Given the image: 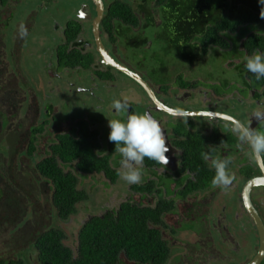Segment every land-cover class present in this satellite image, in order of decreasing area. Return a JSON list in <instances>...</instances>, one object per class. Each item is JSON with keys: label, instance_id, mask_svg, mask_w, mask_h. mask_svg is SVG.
I'll list each match as a JSON object with an SVG mask.
<instances>
[{"label": "flooded vegetation", "instance_id": "obj_1", "mask_svg": "<svg viewBox=\"0 0 264 264\" xmlns=\"http://www.w3.org/2000/svg\"><path fill=\"white\" fill-rule=\"evenodd\" d=\"M31 2L0 0V229L9 236L20 233V238L35 230L24 238L21 250L4 251L0 260L28 264L35 253L41 264L36 239L52 228L64 231L67 240L60 223L74 218L78 206L89 200V192L80 188L84 182L108 197L105 212L91 216L84 225L107 213L117 218L126 204L147 210L157 221L148 220L149 228L159 234L168 251L162 264H250L255 260L261 241L247 205L264 227V184L255 185L264 178V156L252 157L236 130L264 131V120L252 117L254 110L264 107V79L256 80L244 67L245 57L263 52L264 20L237 24L235 31L225 29L231 24L200 21L196 25L200 31L192 36V32L183 34L182 30L191 31L188 28L176 26L179 12L172 23L164 24L162 8L154 3L146 7L138 0ZM121 5L133 9L136 23H125L117 16ZM260 9L257 0L255 10ZM209 26L219 30L213 27L217 35L204 39ZM21 29L26 32L23 37ZM251 37L256 42L246 43ZM160 44L163 57L151 51ZM108 57L147 88L106 61ZM168 58L179 65H167ZM26 61L42 67L35 88L25 72ZM214 66L219 68L217 74ZM200 68L205 70L203 75ZM66 93L77 101L91 97L94 106L72 109L65 105ZM115 101L126 102L128 111L116 112ZM144 113L163 130L170 148L169 164L162 174L159 165L145 159L143 182L128 185L118 174L120 154L108 140V120ZM84 124L98 134L97 153L106 160L101 169L85 170L78 167L80 161L65 162L57 156L62 140H81ZM54 157L76 176L79 189L88 196L67 221L57 216L51 176L39 171L40 161ZM216 159L230 161L229 172L235 180L229 189L212 184ZM45 171L51 175L48 167ZM42 195L50 206L48 225L38 220L44 216ZM167 218L181 224L172 227ZM79 232L76 251L66 245L72 259L78 257ZM26 248L30 250L22 251ZM147 255L154 259V252ZM119 258L130 264L124 253ZM153 259L143 264H154ZM258 264H264V253Z\"/></svg>", "mask_w": 264, "mask_h": 264}, {"label": "trees", "instance_id": "obj_2", "mask_svg": "<svg viewBox=\"0 0 264 264\" xmlns=\"http://www.w3.org/2000/svg\"><path fill=\"white\" fill-rule=\"evenodd\" d=\"M148 5L162 8L164 24H170L178 14L177 27L188 28L182 30L183 34L193 36L199 32L201 21L211 24H231L225 27L235 31V25L259 23L260 10H255L257 0H138ZM149 7V6H148ZM122 11H117V16L125 23H136L137 17L133 9L127 5H121ZM115 6L112 8L114 12ZM202 24L203 26L205 25ZM216 26L207 28L206 37L210 39L217 35L213 32ZM219 30V28H217ZM183 36L181 39H185ZM179 40V39H177ZM255 43L256 38L251 37L247 42ZM261 49L264 52V42ZM85 131H81V140L64 139L62 145L57 146V156L65 162L73 160L80 161L79 168L88 170L101 169L105 163V157H100L97 149L100 145L97 133H91L84 124ZM51 171L49 175L45 168ZM39 171L44 176H51L55 186L53 192V203L57 208V216L67 221L74 214L75 206L87 200L88 196L84 190L79 189L76 176L66 172L60 167L56 158L45 159L39 163ZM111 175L113 172L111 171ZM147 210H142L130 204L123 205L115 218L112 213L101 217H93L79 232V251L77 259H72L71 251L64 241L66 234L57 228L43 231L36 239V249L39 252L41 264H124L119 258L120 252L124 253L127 261L132 264L148 263L151 257L147 254L154 252V264H162L167 257V249L164 241L156 231L148 226V220L156 221ZM159 249V251H156ZM0 264H24L22 260L5 261Z\"/></svg>", "mask_w": 264, "mask_h": 264}, {"label": "clouds", "instance_id": "obj_3", "mask_svg": "<svg viewBox=\"0 0 264 264\" xmlns=\"http://www.w3.org/2000/svg\"><path fill=\"white\" fill-rule=\"evenodd\" d=\"M262 6L261 18H264V0H258ZM23 37L26 32L21 29ZM245 69L253 74L256 80L264 79V52L257 51L245 57ZM113 109L116 112H127L129 105L124 102L115 101ZM252 117L257 121L264 120V107L252 112ZM110 129L108 140L115 144V149L120 154L119 177L128 185L143 182L145 159L153 161L160 166L163 174L169 164L170 151L166 138L159 122L149 115L130 114L126 119L108 120ZM237 134L241 141L251 149V156H264V131H257L250 127L237 128ZM208 159V154L205 155ZM230 161L227 159H216L212 161L215 175L212 184L222 189H229L235 177L229 172Z\"/></svg>", "mask_w": 264, "mask_h": 264}, {"label": "rangeland", "instance_id": "obj_4", "mask_svg": "<svg viewBox=\"0 0 264 264\" xmlns=\"http://www.w3.org/2000/svg\"><path fill=\"white\" fill-rule=\"evenodd\" d=\"M37 1L38 0H32L31 3L35 5ZM152 50H155L157 55H159L160 57L164 56L163 47L161 44L160 45H154V47H153V49H151V51ZM47 53H49L48 50L44 53V57L47 56ZM168 59L169 60H167V65L173 66L176 64V60H174V58H168ZM37 65H39V64L35 63V62H31V61H26V64H25V72H28V74H27L28 78L32 79L31 80L32 88H35V83H37L38 79L41 78V76H42V67H41V65L39 67H37ZM149 65H151V63ZM176 65L178 66L179 63H177ZM218 69L219 68H217L216 66L213 67V70L216 74L218 73ZM204 71L205 70L203 68H200L199 69L200 75H203ZM69 99H71L72 101H70ZM65 105H67V106L69 105L72 109L73 108L85 109V108H87V106H94V100L91 97H87L83 100L77 101L75 96H72L69 93H66ZM102 114H104V113H102ZM27 171H28V173L31 172V170L30 171L27 170ZM26 174H27V172H26ZM80 188H85L89 192V194H90L89 200L78 206V212L74 218H72L68 222L60 223V226H63L66 229L65 231L67 232V235H68L67 240H66L67 241L66 245L71 247L74 252L76 251V248L78 245L77 235H78L80 228L84 225V223L86 221H88V219L91 218V216L103 214L105 212L104 206L107 205V203H104V202H105V200L108 201V197H105V195L102 194V192H100V191L95 192L94 189L91 187V185L86 183V182H84L82 184V186H80ZM44 199H45V196L42 195L40 203H43L42 207H43L44 216L43 215L40 216L38 220L43 219L44 224L48 225L51 221L49 216H48V212L50 211V206ZM167 223L170 226L176 228L181 224V220L176 223V218H173V219L167 218ZM54 225H55V223L51 224V226H54ZM57 225H58V223H57ZM34 230L35 229L31 228L30 234H32V232ZM30 234H25L22 238H20V233H18V235L16 237H14L12 235L9 236L6 232H4L3 229H0V255L3 254L4 251L6 253L9 252L12 248L15 249L14 250L15 252H18L19 250H21L20 246L24 245L23 244L24 238L30 236ZM10 237H12L14 240L19 239L21 241V244L19 242L17 244H14ZM209 243H211V242H209ZM29 250H30V248H26L22 251H29ZM22 251H20V252H22ZM4 257H6V254L4 255ZM28 264H38L37 256L35 253L31 254V259L28 261Z\"/></svg>", "mask_w": 264, "mask_h": 264}, {"label": "water", "instance_id": "obj_5", "mask_svg": "<svg viewBox=\"0 0 264 264\" xmlns=\"http://www.w3.org/2000/svg\"><path fill=\"white\" fill-rule=\"evenodd\" d=\"M105 60L108 61L113 66H115L118 69H120L121 71L127 73L128 75H130L131 78H133L134 80L136 79L142 86L147 88L145 83L140 78H137L135 74H132V73L128 72L126 69H124L122 66H119L117 63L112 61V59L110 57H108ZM260 184H264V178L261 179V180H258L257 182H255V185H260ZM247 207H248V210H249V213H250L251 217L253 218L255 224L258 227V231H259V235H260V241H261L260 250H259L260 253H259L258 257L255 260H253L250 264H258L262 254L264 253V227H263V225H262V223L260 221V218H259L257 212L254 210V208L251 205H249V204L247 205Z\"/></svg>", "mask_w": 264, "mask_h": 264}]
</instances>
